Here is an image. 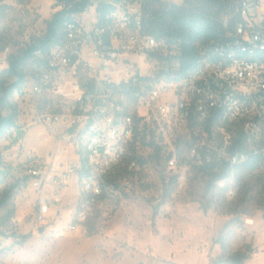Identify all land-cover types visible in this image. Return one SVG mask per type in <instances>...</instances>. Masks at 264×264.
Listing matches in <instances>:
<instances>
[{"label":"built area","instance_id":"built-area-1","mask_svg":"<svg viewBox=\"0 0 264 264\" xmlns=\"http://www.w3.org/2000/svg\"><path fill=\"white\" fill-rule=\"evenodd\" d=\"M226 1L230 12L223 18L224 36L199 59L200 71L177 77L176 70L168 76V46L146 28L145 0H54V14L65 12L68 18L62 38L47 51L36 49L21 66L24 81L13 96L31 123L45 127L56 142L51 160L23 155L41 226L59 215L74 178L78 212L67 233L86 229L100 205L132 195V177L140 181L151 163L178 169L185 162L180 148L187 151V163L228 166L218 182L224 189L236 169L256 156L264 159V56L261 62L232 57L235 47L256 53L264 47V0ZM13 56L9 46L0 47V75ZM14 82L10 79L7 86ZM215 115H222L224 128L232 121H241V128L227 138L206 137ZM109 117H117L116 129H109ZM110 131H117V140H110ZM134 136H142V143L129 181L117 179L110 201H103L98 184L111 162L104 158V147L124 159ZM141 147H148V158H141ZM85 148L93 150L89 168H81Z\"/></svg>","mask_w":264,"mask_h":264},{"label":"rangeland","instance_id":"rangeland-1","mask_svg":"<svg viewBox=\"0 0 264 264\" xmlns=\"http://www.w3.org/2000/svg\"><path fill=\"white\" fill-rule=\"evenodd\" d=\"M162 1L181 5L184 0ZM54 4V0H0V47L9 46L12 55H20L42 38ZM175 54L169 52L170 57ZM166 67L170 73L176 70L172 62ZM0 80L9 82L6 77ZM17 107L18 128L0 138V206L4 194L25 177L24 153L51 160L56 148L45 127L31 123L28 111ZM239 128L219 126L214 134L227 138L229 131ZM134 141L127 157L139 156L142 136ZM179 156L185 162L176 170L156 162L146 166L140 181L132 177L136 184L132 195L100 205L86 229L76 233H67L76 212V178L64 193L59 215H52L45 226L36 221L37 195L21 185L10 201L11 220L0 207V264H214L223 254L216 244L221 234L226 237V255L250 245L254 252L245 264H264V170L236 169L228 187L217 183L213 188L210 171L187 163L183 148ZM141 157H148V147H141ZM127 161L115 168L121 181L129 180ZM231 190L236 193L232 198ZM155 207L159 215L154 218Z\"/></svg>","mask_w":264,"mask_h":264},{"label":"trees","instance_id":"trees-1","mask_svg":"<svg viewBox=\"0 0 264 264\" xmlns=\"http://www.w3.org/2000/svg\"><path fill=\"white\" fill-rule=\"evenodd\" d=\"M230 12L229 3L226 0H184L181 5L164 2L162 0H145L144 14L145 25L148 32L159 41L168 46V51H176V54L169 55L168 62L177 64L174 72L175 76H184L192 69L196 71L200 65L199 59L203 54L210 52L212 43L220 40L224 36L223 18ZM68 18L65 12H58L52 16L47 23L46 33L42 38L28 46L20 55L11 58L10 67L0 75L7 80L17 79L12 85L4 80H0V138L7 131L18 128V107L13 102V96L23 81L24 76L21 72V66L34 55L36 49L47 51L62 38V28ZM172 73L169 72L170 76ZM7 112L3 114V110ZM241 141H239L240 145ZM143 158V157H141ZM139 159H137L138 162ZM250 171L264 170V159L262 156H256L250 163L244 167ZM202 170L210 171L212 176L211 187L221 181L229 171L228 166H205ZM217 172L214 173V171ZM176 179H172L175 181ZM27 178L24 177L13 185L3 197L1 208H5L9 214L7 220H11L14 215V208L9 209L10 201L16 194L21 185L27 186ZM264 209V207H263ZM208 208H204L206 213ZM159 212V207L154 208L153 217ZM226 230L225 228L223 229ZM216 244L220 245L223 254L214 264H245L253 255V248L247 245L241 252L228 254L226 237L219 235Z\"/></svg>","mask_w":264,"mask_h":264},{"label":"bare ground","instance_id":"bare-ground-1","mask_svg":"<svg viewBox=\"0 0 264 264\" xmlns=\"http://www.w3.org/2000/svg\"><path fill=\"white\" fill-rule=\"evenodd\" d=\"M261 56H264V47L258 48V53L252 52L251 49H248L246 47H235L232 49V57H249L250 60L253 61H260L261 62ZM196 71H200V65L196 69ZM117 117H109V129H116L117 124ZM239 125L241 128V121H232L230 124H227V126H235ZM224 127V120L222 115H215V125L211 126V129H206V137H214V131L216 127ZM135 139V136H134ZM110 140H117V131H110ZM135 142V141H134ZM85 156H81V168H89L88 165H90V159H93V150L92 148H85ZM104 158L107 160H111L109 165H106V173L104 174V180L101 181L100 184H98V191H100V196L103 199V201L110 199V193L112 192V187L116 183L117 179L121 178L119 177L118 173H115L116 170L119 168V165L123 163V161H127V170L126 173L131 171L133 166L137 164V159H139V156L136 154H132L130 157H124L122 158H114V151L112 147H104ZM148 158V157H143ZM129 181V180H126ZM76 211L74 213V217L72 220H76L77 218V208H74ZM69 227V225H68Z\"/></svg>","mask_w":264,"mask_h":264},{"label":"water","instance_id":"water-1","mask_svg":"<svg viewBox=\"0 0 264 264\" xmlns=\"http://www.w3.org/2000/svg\"><path fill=\"white\" fill-rule=\"evenodd\" d=\"M64 1H67V2H69V3H73V1L74 0H64ZM71 132H73V131H71ZM43 231V229H41V232Z\"/></svg>","mask_w":264,"mask_h":264}]
</instances>
